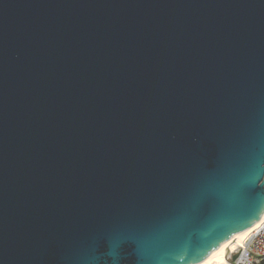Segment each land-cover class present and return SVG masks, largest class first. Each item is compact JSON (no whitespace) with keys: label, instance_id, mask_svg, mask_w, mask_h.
Listing matches in <instances>:
<instances>
[{"label":"water","instance_id":"obj_1","mask_svg":"<svg viewBox=\"0 0 264 264\" xmlns=\"http://www.w3.org/2000/svg\"><path fill=\"white\" fill-rule=\"evenodd\" d=\"M263 213L264 0H0V264H195Z\"/></svg>","mask_w":264,"mask_h":264},{"label":"built area","instance_id":"obj_2","mask_svg":"<svg viewBox=\"0 0 264 264\" xmlns=\"http://www.w3.org/2000/svg\"><path fill=\"white\" fill-rule=\"evenodd\" d=\"M224 264H264V220L234 250Z\"/></svg>","mask_w":264,"mask_h":264},{"label":"bare ground","instance_id":"obj_3","mask_svg":"<svg viewBox=\"0 0 264 264\" xmlns=\"http://www.w3.org/2000/svg\"><path fill=\"white\" fill-rule=\"evenodd\" d=\"M263 220H264V213L260 216L259 222L253 225L252 227H250L242 239L238 241H229L223 246H220L219 248L215 249L213 252H211L209 255H207L205 258H203L202 260H200L195 264H224L226 262L228 252L230 250H234L235 248L234 245L235 244L237 245L238 242H241L243 239H245L251 232H253L259 226V224Z\"/></svg>","mask_w":264,"mask_h":264},{"label":"snow or ice","instance_id":"obj_4","mask_svg":"<svg viewBox=\"0 0 264 264\" xmlns=\"http://www.w3.org/2000/svg\"><path fill=\"white\" fill-rule=\"evenodd\" d=\"M112 246L115 247V248H118L120 250H124L126 246H128L130 244L129 241L127 240H124V239H119V240H115V241H112L111 242ZM103 245H101V247H99L97 249V251H103Z\"/></svg>","mask_w":264,"mask_h":264},{"label":"rangeland","instance_id":"obj_5","mask_svg":"<svg viewBox=\"0 0 264 264\" xmlns=\"http://www.w3.org/2000/svg\"><path fill=\"white\" fill-rule=\"evenodd\" d=\"M243 240H244V239H243ZM243 240H242V241H243ZM242 241H241V242H238V244H241V243H242ZM238 244H237V245L235 244L236 246L234 245V247L236 248V247L238 246Z\"/></svg>","mask_w":264,"mask_h":264}]
</instances>
